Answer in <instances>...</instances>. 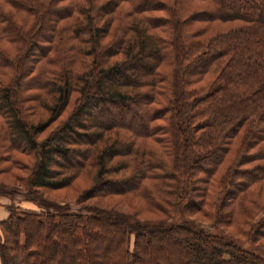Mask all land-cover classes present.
I'll list each match as a JSON object with an SVG mask.
<instances>
[{
	"label": "trees",
	"instance_id": "1",
	"mask_svg": "<svg viewBox=\"0 0 264 264\" xmlns=\"http://www.w3.org/2000/svg\"><path fill=\"white\" fill-rule=\"evenodd\" d=\"M91 168L83 210L42 191ZM0 174L35 204L6 205L0 264H62L67 231L75 264H141L167 237L188 264H264V0H0ZM113 195L128 209L83 202Z\"/></svg>",
	"mask_w": 264,
	"mask_h": 264
},
{
	"label": "rangeland",
	"instance_id": "2",
	"mask_svg": "<svg viewBox=\"0 0 264 264\" xmlns=\"http://www.w3.org/2000/svg\"><path fill=\"white\" fill-rule=\"evenodd\" d=\"M73 107V102L70 103L66 107V109L61 114V117L58 118L57 121L52 123L50 126H48L41 134L40 136L46 135L48 132H50L54 127H56L59 124V121L66 119V117L69 115ZM16 155L19 157L29 160L30 162H33L34 158L30 154H20L16 152ZM71 165L76 166L75 163V157H70L68 159ZM94 169H85L83 170L73 181L70 185L61 187L55 190L50 189H42L44 191L47 197L52 198L54 200L68 202L73 209H82V205L77 202V199L79 198L80 194L89 188V186L92 184V171ZM22 173V171L20 172ZM25 174V173H24ZM12 181L6 174H0V181ZM16 188V187H14ZM102 188H106V186H103ZM23 193V190L15 189L14 191V197L5 196L7 198V203H16L23 206L27 205H35L31 203L30 201H26L21 199ZM86 204H98L101 206H108V207H117L121 209H128L125 204H123V199L120 196L113 195L109 197H99L94 196L90 197L88 199H84L83 201ZM4 208L1 207L0 203V218L3 216ZM142 217H149V215H145L144 213L140 214ZM190 219L193 220L195 223L199 224L200 226H203L209 230H212L214 232H223V227H216L211 224L212 218H204L201 214H192L190 216ZM225 230V229H224ZM108 233L106 236H100L96 239H92V247L93 251L104 256H107V253L114 250L116 247L115 242L118 240V234L108 228ZM66 234V239L62 241V245H58L56 250L53 248L52 251L48 252L47 257L54 258L55 255H59L60 261L62 264H73V255H75L74 247L71 244V240L76 236L77 232L73 231H67L63 232V235ZM69 234V235H68ZM176 239V240H175ZM239 244L244 247H256L257 243H250L246 237L238 238ZM63 244H68V251L63 250ZM156 249V250H155ZM154 251H157V256H154ZM156 255V254H155ZM56 256V257H57ZM155 258H153V257ZM164 258L165 264H188L187 252H184L182 242L178 241L177 238H169L167 237L166 240L160 241V243L151 242L150 244H146L144 251H143V261L141 264H155L157 261L156 258ZM164 262V261H163ZM157 263V262H156ZM75 264V263H74Z\"/></svg>",
	"mask_w": 264,
	"mask_h": 264
},
{
	"label": "crops",
	"instance_id": "3",
	"mask_svg": "<svg viewBox=\"0 0 264 264\" xmlns=\"http://www.w3.org/2000/svg\"><path fill=\"white\" fill-rule=\"evenodd\" d=\"M9 201H7V198L3 195H0V203H1V207H3L5 210H4V213H3V216L0 218H5L7 215H8V211L6 209V205Z\"/></svg>",
	"mask_w": 264,
	"mask_h": 264
}]
</instances>
